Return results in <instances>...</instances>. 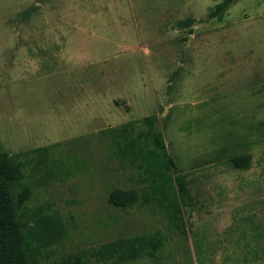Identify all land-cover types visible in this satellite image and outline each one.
Listing matches in <instances>:
<instances>
[{
  "label": "rangeland",
  "instance_id": "374dc122",
  "mask_svg": "<svg viewBox=\"0 0 264 264\" xmlns=\"http://www.w3.org/2000/svg\"><path fill=\"white\" fill-rule=\"evenodd\" d=\"M222 1L0 0V144L31 189L17 220L25 234L38 216L65 229L29 264L156 231L153 258L121 264H244L264 247V0L207 18ZM123 125L130 137L153 125L177 164L188 198L175 224L155 201L108 203L115 188L151 192L112 153ZM245 154L249 168H233Z\"/></svg>",
  "mask_w": 264,
  "mask_h": 264
},
{
  "label": "trees",
  "instance_id": "16d2710c",
  "mask_svg": "<svg viewBox=\"0 0 264 264\" xmlns=\"http://www.w3.org/2000/svg\"><path fill=\"white\" fill-rule=\"evenodd\" d=\"M233 0H223L216 4L207 14V18L220 17V14ZM189 20L178 24H187ZM153 125L143 134L134 137L126 135L127 126L123 125L112 140V153L121 161L137 165L143 169L147 180L151 182L150 193L140 195L135 190L112 189L108 195V203L116 208L127 209L138 204L152 201L162 205L170 224L178 220L180 199L188 198L184 178L174 160L168 155L161 135ZM46 148L35 149L43 152ZM231 166L246 170L250 166V155L232 157ZM25 163L17 155H11L2 149L0 144V264H29L35 251L46 249L59 242L64 236V226L59 218L38 216L31 232L25 234L17 220V212L31 195L30 187L23 183ZM59 174L66 177L72 174L68 167L59 166ZM165 237L156 231L147 235L117 238L94 247L86 255H68L61 264H89L86 258L102 263L121 264L148 257L153 258L164 246ZM257 246V245H256ZM200 262L204 249L196 245ZM251 260L244 264H264V247L247 250ZM263 260V263H262Z\"/></svg>",
  "mask_w": 264,
  "mask_h": 264
}]
</instances>
